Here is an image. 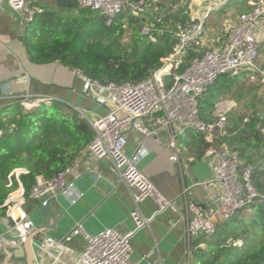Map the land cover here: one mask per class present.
<instances>
[{
    "label": "built area",
    "instance_id": "2783aa9c",
    "mask_svg": "<svg viewBox=\"0 0 264 264\" xmlns=\"http://www.w3.org/2000/svg\"><path fill=\"white\" fill-rule=\"evenodd\" d=\"M12 8L22 13L27 23H32L46 9L30 5L26 0H7ZM81 5L95 11H101L111 24L114 18L132 7L138 14L142 11L143 0L134 4L132 0H79ZM198 6L190 18L179 23L176 28L177 42L171 54L163 59V65L153 71L142 82L101 83L78 69H73L82 81V91L94 98L99 104L107 106V112L95 119H89L95 134L88 150L96 159L110 158L119 176L131 190L135 209L132 216L136 229L121 233L114 228H107L98 235H89L82 223H77L73 230L61 241L45 242L46 245L66 247L73 237L83 235L86 247L80 254L82 264H143L132 258L131 238L138 229L147 226L153 218L168 208H174L168 200L139 168L138 161L144 147L140 145L133 155L126 153L127 133L138 130L145 136H157L160 129L169 131L172 149L171 160L179 162V136L187 129L201 132L211 141L215 136L225 133L227 113L237 105L231 99H222L216 105L215 120L204 122L199 114V100L207 88L214 84L221 74L233 76L248 73L253 82H258L264 90V60L261 46L264 40V0H248L249 12L237 15L236 20L226 29L227 39L223 45L212 48L205 45L208 22L215 10L223 7L218 0H198ZM148 29H145L147 32ZM192 56L189 58V56ZM51 96H39L25 103L34 108L40 103H51ZM145 119L148 123L144 124ZM246 121L248 118L245 119ZM3 130H0V134ZM212 157L213 180L222 188L223 195L219 205L201 208L190 203L188 209L192 215L186 221V259L180 264H191L194 243L201 234L210 235L219 220L230 219L246 208L257 196L251 183V168L243 167L238 154L225 144L212 146L207 150ZM28 173L25 168H17L9 175V186L13 178L21 184L20 175ZM81 172L74 165L60 171L52 179L39 175L32 190H13L7 196L4 206L11 222V233L0 231V253L4 249L22 246L31 233L38 231L37 225L23 209L27 198L38 200L43 207H48L52 200L65 196L71 203H76L83 193H77L76 180ZM208 181L195 185L207 187ZM151 198L157 205L152 217L142 214L140 204ZM188 214V213H187ZM3 218H0V228ZM235 245H242L241 241ZM203 246V244H201ZM146 264H152L147 262Z\"/></svg>",
    "mask_w": 264,
    "mask_h": 264
},
{
    "label": "trees",
    "instance_id": "16d2710c",
    "mask_svg": "<svg viewBox=\"0 0 264 264\" xmlns=\"http://www.w3.org/2000/svg\"><path fill=\"white\" fill-rule=\"evenodd\" d=\"M139 1L132 0L134 4ZM238 2V14L251 10L248 0H236L235 5ZM153 6V1L143 0L142 11L136 14L129 7L111 24L103 14L93 20L86 15L72 17L46 10L32 22L25 43L36 63L58 61L103 84L139 83L163 65V59L171 54L177 42V25L190 18L189 2L165 12H162L163 6L159 9ZM223 8L220 9L222 13ZM127 31L131 32V40L125 45L122 38ZM261 53L264 60V40ZM240 84L242 89L238 91V101L251 94L255 100L259 91L263 92L258 102L246 101L252 111H243L238 105L233 107L227 113L225 133L211 141L191 128L187 133L193 136L195 145L191 147L196 151V159L203 158L212 146L225 144L235 151L242 166L251 168V183L257 196L246 207L248 214L242 215L241 211L230 219L219 220L213 233L196 238L191 264H264L262 85L251 81L248 73L238 76L221 74L200 98L199 114L206 123L214 121L217 103L226 99ZM0 130H3L0 134V218L7 216L8 209L4 206L7 196L19 186L16 178H13L11 186L8 185L12 171L17 168L28 170V173L20 175L28 196L37 176L52 179L72 166L95 134L87 117L56 99L50 104L40 103L28 111H24L21 104L16 105L9 119L0 117ZM238 241L242 245L234 244ZM203 243L205 248L201 247Z\"/></svg>",
    "mask_w": 264,
    "mask_h": 264
},
{
    "label": "crops",
    "instance_id": "0c3cea01",
    "mask_svg": "<svg viewBox=\"0 0 264 264\" xmlns=\"http://www.w3.org/2000/svg\"><path fill=\"white\" fill-rule=\"evenodd\" d=\"M26 1L60 15H83L79 0ZM223 2L224 12L228 9L234 12L240 4L238 2L235 5L236 0ZM31 24L25 22L22 13L12 8L7 0H0V117L9 119L18 104L24 106V111L32 109L25 103L39 96L54 97L81 112L87 119L106 114V105L99 104L83 93L82 81L72 68L58 61L36 63L32 60L25 43ZM225 41L218 39L213 43L207 35L205 37L207 47L217 48ZM142 122L148 123L145 119ZM187 132L186 130L185 134L179 136V162L171 160L173 151L169 147L171 137L168 130H158L156 137L145 136L138 130L127 133L126 153L133 155L140 145L144 147L143 155L138 161L139 168L174 205V208L170 207L157 214L131 238L132 258L143 264L182 263L186 259L187 246V225L183 217L192 215L188 205L193 202L204 209L211 205L217 206L221 201L223 191L213 180L212 157L205 154L203 158L196 159V151L191 147L195 145L193 136ZM73 165L81 172L80 178L76 180V191L83 193V196L76 203L60 196L46 208L40 201L27 198L23 209L39 230L31 233L27 245L24 243L20 246H26L25 253L20 257L13 256V262L27 264L29 260H33L35 264H82L80 254L86 247L83 235L73 237L70 242L65 243L66 247L48 246L45 243L49 239L63 240L77 223H82L89 235H98L107 228H114L121 233L136 229L132 216L135 203L131 190L119 181L112 160L96 159L87 148ZM202 181L209 182L207 187L195 185ZM15 190L25 192L22 182ZM140 209L144 216L152 217L157 205L148 198L140 204ZM11 225L10 221L2 225L9 235L12 234ZM20 247L4 249L0 253L1 262L7 257L9 250L13 252ZM201 247L205 248V244ZM193 260L192 256L191 261Z\"/></svg>",
    "mask_w": 264,
    "mask_h": 264
},
{
    "label": "rangeland",
    "instance_id": "374dc122",
    "mask_svg": "<svg viewBox=\"0 0 264 264\" xmlns=\"http://www.w3.org/2000/svg\"><path fill=\"white\" fill-rule=\"evenodd\" d=\"M154 3V8L155 9H159L163 6V10L162 12L168 11L169 8H173V7H178L180 4L184 5L186 2H189V7H190V14H193L195 9L198 6V0H151ZM179 2V4L176 5V2ZM158 3H161V5H158ZM220 10H215L210 19H209V23H208V32H207V36L213 41V43H215L218 39L221 40H226L227 39V34H226V29L229 27V25L232 24V22L236 19L238 13L236 11L233 12L232 9H228V11H225L224 13H219ZM81 13L83 15L89 16L91 17L93 20L96 19V17L100 14H102L101 11H95L92 10L90 8L81 7ZM131 40V32L127 31L126 34H124L122 41L125 45H127ZM264 56V54H263ZM249 82L247 81V84ZM241 84L238 88H235L228 96L226 99H231L233 101H235L238 105V107H240L243 111H247L250 112L252 111V109L249 107H247L248 105H246V101L249 100L250 102H258V99L260 97V95H262V90L259 91L257 97L254 98L252 97V94L248 97H246V99H241L240 101H238V91H241ZM245 90V89H244ZM242 215H246L249 213V210H247L246 208L242 209ZM241 211H239L238 213H240ZM1 232H7L4 230V226H2L0 228ZM1 262V260H0ZM193 261H191L192 263Z\"/></svg>",
    "mask_w": 264,
    "mask_h": 264
},
{
    "label": "water",
    "instance_id": "95a60500",
    "mask_svg": "<svg viewBox=\"0 0 264 264\" xmlns=\"http://www.w3.org/2000/svg\"><path fill=\"white\" fill-rule=\"evenodd\" d=\"M9 218L6 216L3 218V223L4 224H7L9 223ZM17 234L16 232H13L12 235H15ZM29 240V238H28ZM25 244L27 245L28 244V241L25 242ZM25 247L26 246H23V247H20L18 248L17 250H14L13 252L11 250L8 251V254H7V257L2 261L0 262V264H18V263H15L12 261V258L13 256L14 257H20V256H23L24 253H25ZM27 264H35L33 260H29V262Z\"/></svg>",
    "mask_w": 264,
    "mask_h": 264
}]
</instances>
